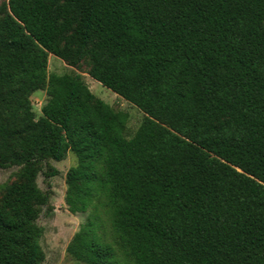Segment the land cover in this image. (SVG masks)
<instances>
[{
    "label": "trees",
    "instance_id": "1",
    "mask_svg": "<svg viewBox=\"0 0 264 264\" xmlns=\"http://www.w3.org/2000/svg\"><path fill=\"white\" fill-rule=\"evenodd\" d=\"M49 54L139 109L133 135L80 75H48ZM69 152L64 205L85 214L69 258L264 264V0L0 5V169L18 168L0 186V264H43L36 177Z\"/></svg>",
    "mask_w": 264,
    "mask_h": 264
},
{
    "label": "rangeland",
    "instance_id": "2",
    "mask_svg": "<svg viewBox=\"0 0 264 264\" xmlns=\"http://www.w3.org/2000/svg\"><path fill=\"white\" fill-rule=\"evenodd\" d=\"M8 0H0V5ZM86 63H80L78 67H71L61 61L57 56L51 54L47 58V74L63 75L78 74L87 85L92 96L109 105L114 111L127 115L124 134L129 138L133 135L143 120V113L116 96L112 91L103 87L100 83L90 78L87 74ZM44 90H39L31 95V104L34 112L38 115L41 106L46 100ZM76 157L73 153H67L65 159L59 162L48 160L42 164L41 172L36 177V184L39 189L48 195V203L36 220V224L43 229L40 245L44 252L43 264H82L69 258L66 253V246L74 233L85 219L84 213L71 214L64 205L66 191V172L70 167L75 166ZM16 167L0 169V186L11 183L16 179ZM56 172V174H53Z\"/></svg>",
    "mask_w": 264,
    "mask_h": 264
}]
</instances>
